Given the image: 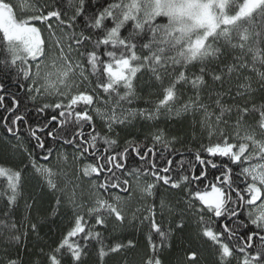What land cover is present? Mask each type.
<instances>
[{"label": "snow or ice", "instance_id": "obj_1", "mask_svg": "<svg viewBox=\"0 0 264 264\" xmlns=\"http://www.w3.org/2000/svg\"><path fill=\"white\" fill-rule=\"evenodd\" d=\"M31 8L34 14L18 20L13 5L0 0V54L4 56L0 76L15 73L13 88L0 80V127L16 138L11 148L19 156L14 168L0 165V177L7 181L0 191V198L8 203L4 215L16 207L24 181L32 174L48 177V187L56 189L48 162L55 153L58 163H67L65 147L73 148L77 165L90 161L78 166L77 173L78 178L95 174L96 191L86 212L73 193L72 215L55 236L42 242L33 253L38 258L29 264H86L93 241L99 245L95 255L100 264L109 254L135 248L131 239L127 244L105 245L103 233L95 230L107 227L109 218L115 226L127 219L124 200L115 196L110 202L100 192L127 191L130 176L137 178L143 196L152 198L151 204L132 213V219L143 213L141 224L148 223L143 264H165L162 257L172 247L174 233L182 239L186 236L174 264H264V95L256 101L258 93L264 94V0H69L71 15L64 0H37ZM53 19L61 36L55 43L56 54L48 57L35 24L47 23L52 30ZM197 64L199 68L190 72ZM245 72L253 73L255 81ZM145 73L147 79H141ZM15 87L32 102L35 123L27 110L21 111L26 105ZM137 88L149 90L145 103L153 108L122 106L141 98ZM188 88L193 94L176 114L201 113L199 136L196 122L192 125V142L199 141L195 149L172 147L182 143L181 138L168 137L162 128L148 132L142 142L125 139L122 149L118 139L111 138L116 126L132 136L137 117L156 121L162 110L170 114ZM205 89L210 103L204 102ZM101 93L108 99L102 101ZM153 96L160 98L153 100ZM226 97L232 102L225 103ZM52 98L54 103H39ZM101 102L104 108L93 107ZM49 110L54 114L49 116ZM96 117L107 128L106 134L97 131ZM22 128L27 137L21 135ZM72 128L76 130L69 136ZM158 155L163 167L157 166ZM132 156L142 167L127 168ZM189 156L194 160L186 159ZM141 176L153 182L140 185ZM157 196L161 212L167 209L172 218L166 230L156 218ZM170 198L176 200L174 206H169ZM32 206L25 202V209ZM61 206L58 197L53 214ZM29 228L40 242L38 224L20 232L14 221H0L4 246L0 264H24L21 253L11 254L9 246L18 247L22 240L26 245Z\"/></svg>", "mask_w": 264, "mask_h": 264}, {"label": "trees", "instance_id": "obj_2", "mask_svg": "<svg viewBox=\"0 0 264 264\" xmlns=\"http://www.w3.org/2000/svg\"><path fill=\"white\" fill-rule=\"evenodd\" d=\"M33 5L37 3V0H28ZM68 3L69 0H64V7L67 11L68 15H71L72 12L68 9ZM25 16H29V14H26ZM166 22V21H162ZM56 24L57 22L53 19L51 21V24ZM76 31H80V26L83 24V19H79L77 22ZM110 23V22H109ZM42 26H44V23H41ZM130 27V25H129ZM60 33V30L59 32ZM126 34V33H125ZM43 40L45 41L44 37ZM47 49V47H46ZM239 54V53H237ZM4 58L3 54H0V60ZM250 59V57H249ZM199 68V65L197 64L195 68H190L189 71H196ZM15 73H9L6 77L0 76V80H3V82L8 85L10 88H13L12 85V76ZM140 75V74H138ZM147 73H145L141 79H147ZM244 75H252L253 80L255 81V75L253 73L245 72ZM137 85H139L140 80L136 81ZM167 81H165V84ZM227 86V85H226ZM256 86L255 84L253 85ZM14 91H16L20 97H21V104L26 105L25 107H21V111H28L29 114V120L30 122L35 123V111L32 107V102L28 101L26 97L24 96L23 90L19 89L18 87L14 88ZM123 89H121V92ZM148 89H144L141 91L139 88H137L138 95L141 97L138 100H134L133 103L128 104L127 102H122V106L124 108H153L154 105L152 104H146L145 98L148 94ZM191 88H188L185 91L184 96L177 102H175L172 107L173 111L169 114L166 110H162L161 115L157 118L156 121H144L141 118L137 117L135 123V127L130 129V131L133 133L132 136H125L122 126H116L114 132L111 134V138L118 139L120 149L124 146L125 139H132L136 138L138 142L144 141L145 135H147L148 132L152 131L155 128H162L168 135V137L172 136H178L181 138L182 143H176L172 145V147L176 149H180L181 151H186L188 147H192L195 149L199 146V141L193 143L192 142V133H193V122H196L195 125V131L196 134L200 135V126H199V120L201 118V113H181L180 115L176 114V109L180 108L184 101L187 99L189 95H192ZM261 93H258L256 96V101L259 103L261 98ZM205 96V103H210L207 99V89L204 91ZM160 97L153 96L151 99L156 100ZM101 99L102 101L104 99H108L106 94L101 93ZM115 97H113L112 102L114 103ZM44 102H55V98L50 101L41 100L39 103ZM232 101L225 98V103H231ZM5 103L8 104V106H11L10 99L5 100ZM93 107H100L104 108L105 105L101 102ZM109 108H111V104L108 105ZM54 113L49 110L48 115H52ZM95 117V113H92ZM3 113L0 112V116H2ZM96 123V129L97 131H102V134L107 133V128L103 124V122L96 117L95 118ZM53 127H55V124H53ZM51 130V129H49ZM75 128H72L69 132V136L71 134V131H75ZM90 131L89 128H85V132L87 133ZM117 133H119V137L117 136ZM21 135L23 137H27L28 132L26 129H21ZM206 136V133H205ZM16 138L12 135H10L6 129L0 127V165L4 167H16L15 161L19 159L18 154L14 153L12 151L11 145L16 144ZM25 143H27L25 141ZM102 144V142H99ZM147 143L151 144L152 141L149 139ZM49 146H52V141L48 140ZM29 150H31V146L28 145ZM59 147V145H57ZM157 148L159 151H163L162 148L158 145ZM118 149V150H120ZM101 152L103 151V147L99 149ZM67 153L68 159L70 161V164L74 167L69 170L68 172L64 170V174L66 175L65 178H68L67 181L71 180V183L68 187L72 189H65L63 186L59 185L58 181L57 184L53 180V182L56 185V189L52 190L48 187L47 180L45 179V176H40L39 174H32L30 179H27L24 181L23 187L21 189V195L18 198L16 207L11 211V214L8 216H5V212L8 211V203L6 198H0V221H4L8 224H11L13 221L17 225V228L20 229V232L24 231V228L29 226L32 223H36L39 226V236L41 237V241L38 242L36 240V233H32L29 228V235L27 238V243L25 245L24 241L22 240L20 245L17 247L15 245L9 246L10 253L15 255L17 251H19L23 257L24 264H29V261L36 260L38 257L35 256L33 253L39 250V247L42 246L43 241H48L50 237H53L56 235L60 225L64 223L67 220V217L72 215V204L70 203V197L75 193V196L77 197V204L84 205V211L85 208L91 200H93V193L96 191L93 187L89 188L88 186L93 185L94 181L96 180L95 174L91 178L84 177L82 174L79 175L77 173V164L73 161V148L72 147H65L63 149ZM39 155V152H37ZM56 157V154L53 153V156L51 160L48 163H53V159ZM151 159V157H149ZM176 159H180L179 156L176 157ZM186 159L194 160V157H186ZM157 166L163 167L164 164L160 163V156L158 155L156 157ZM40 163H45L44 161H39ZM90 161H84L83 163H88ZM83 163L80 164L81 168L83 167ZM79 166V165H78ZM187 166V165H186ZM142 167L141 162L136 159L134 156L129 157L127 160V168L129 170L133 168H140ZM29 172L31 173V168H29ZM60 176L58 174L57 179H59ZM103 179V177H101ZM130 183L127 191H122L120 189H112L110 192H103L101 190L100 195L102 197H105L106 199L111 200V193H121L126 194V197L128 198V207H126V214L127 219L123 223V225L115 226L114 222L111 218L108 220L107 227L103 226H97L96 231H99L103 233L104 243L105 245L111 246L115 243H122L127 244L128 240H133L136 244V247L133 249H127L123 252H121L118 255L109 254L107 257H105L104 264H116V262L119 260L120 264H124L125 259L127 260L128 264H143V260L147 259V240H146V233L148 232V223L144 222L141 224V218L143 216V213H140L137 219H132V213L138 208L141 207L144 204H151L152 198L148 197L145 198L143 194L140 192L139 194L136 193L133 189V182L136 184V177L130 176L128 177ZM140 179L145 180L146 183H152L153 179L149 176H141ZM211 179V177H210ZM67 181L64 180V187L67 185ZM81 183V184H80ZM7 185V181L5 178L0 177V191H4ZM202 187V186H201ZM33 197H35V201L33 200ZM61 199V207L59 210L53 214L56 200L57 198ZM28 202L32 204L31 209H25V202ZM176 203V200L174 198H170L169 200V206H174ZM155 204L157 206V220L162 223V226L167 229L171 217H169L167 209L163 210L161 212L159 208L160 204V197L157 196L155 198ZM87 219V217H86ZM23 222V227L21 226ZM92 224H94V219L90 221ZM4 234L8 235L9 232L7 229H3ZM154 239L157 243H159V237L154 236ZM185 240L181 238L180 233H174L172 237V247L168 249L163 254V259L165 261V264H169V261H172L174 264L175 258L177 254L181 252V248L185 246ZM0 247H4L3 245H0ZM99 245L93 241L92 242V251L90 253V258L86 262V264H100L99 258L95 255L96 250L98 249Z\"/></svg>", "mask_w": 264, "mask_h": 264}, {"label": "rangeland", "instance_id": "obj_3", "mask_svg": "<svg viewBox=\"0 0 264 264\" xmlns=\"http://www.w3.org/2000/svg\"><path fill=\"white\" fill-rule=\"evenodd\" d=\"M7 2H9L13 5L14 15L16 16V18L18 20L27 19L30 15L34 14L32 12V8H31V6L33 4L28 0H7ZM26 14H29V16H25ZM52 25H53V28H52V30H50L47 23H44V26H42L40 22H36V24H35V26L41 30L42 39H43V37L45 39V45L47 47L46 54L48 57H51V56L56 54L57 50L55 49V43H56L57 39L61 36V33H58L59 29L56 28V24L52 23ZM33 70H34V66H33ZM52 161H53V163H48V166L52 168V171L54 173V175L51 177V179L54 180L56 182V184L58 181V183H59V185H61V187L63 186V188L67 189V187L71 183V180L67 181L68 178H65L66 175L64 174V170L68 172L74 166L70 164L68 156H67V163H64L63 161H60L58 163L56 157H54V159ZM77 167H78V165L76 166V168ZM79 167H81V166L79 165ZM58 174L60 176L59 179H57ZM45 178H46V180L48 179V177H46V176H45ZM64 180L67 181V185H65V187H64ZM136 180H137V178H136ZM139 183H140V185L146 184L145 180H143V179H140ZM133 184H134V186H133L134 191L139 194L141 191L137 187V183L135 184L133 182ZM88 187L92 188V185H90ZM68 189H72V188L68 187ZM115 196H120L124 200V202H125L124 207L126 209V207H128V203H129L128 198L126 197V194L113 192V193H111L110 202H114L113 198ZM103 198H105V197H103ZM75 200L77 201L76 196H75ZM91 205H92V200L87 205H85V206H87L85 208V212L87 211V208L90 207Z\"/></svg>", "mask_w": 264, "mask_h": 264}, {"label": "bare ground", "instance_id": "obj_4", "mask_svg": "<svg viewBox=\"0 0 264 264\" xmlns=\"http://www.w3.org/2000/svg\"><path fill=\"white\" fill-rule=\"evenodd\" d=\"M46 179V178H45Z\"/></svg>", "mask_w": 264, "mask_h": 264}]
</instances>
